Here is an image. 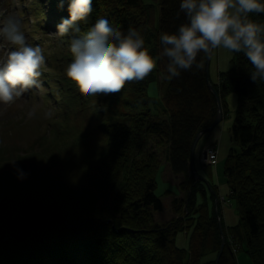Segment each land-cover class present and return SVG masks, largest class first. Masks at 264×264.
<instances>
[{
    "label": "trees",
    "instance_id": "obj_1",
    "mask_svg": "<svg viewBox=\"0 0 264 264\" xmlns=\"http://www.w3.org/2000/svg\"><path fill=\"white\" fill-rule=\"evenodd\" d=\"M36 1L42 29L56 31L51 71L41 75L53 117L43 120L52 133L29 145L26 154L37 160L27 167L28 156L0 143V264H203L202 257L219 252L218 223L225 243L217 264H237L240 250L251 264H264V81L251 80L254 69L244 53H234L231 68L213 84L223 109L230 92L237 104L222 175L239 222L225 228L219 203L216 211L212 207L217 187L207 190L188 168L194 136L216 118L215 97L205 82L206 55L197 57L200 69L162 80L156 114L151 107L157 101L146 91L155 72L167 75L166 58L147 78L112 95L84 96L65 74L72 37L87 33L101 17L125 33L137 30L150 54L159 56L160 35L187 22L179 11L182 0H93L80 33L63 37L56 25L68 17V0L63 9L59 0ZM250 17L264 24V14ZM153 145L165 147L168 169L183 176L187 192L186 199L171 203L177 219L164 224L154 219L163 205L154 193L159 160L149 152ZM17 169L26 178L19 179ZM25 184H31L27 191ZM189 229L187 249L178 248L176 235Z\"/></svg>",
    "mask_w": 264,
    "mask_h": 264
},
{
    "label": "clouds",
    "instance_id": "obj_2",
    "mask_svg": "<svg viewBox=\"0 0 264 264\" xmlns=\"http://www.w3.org/2000/svg\"><path fill=\"white\" fill-rule=\"evenodd\" d=\"M92 3L93 0H68V17H61L56 25L58 34H79V23L91 15ZM63 6L64 0H59L58 8ZM179 11L187 22L174 33L160 35L163 50L155 57L137 30L130 28L125 33L114 21L97 19L87 33L72 37L73 59L65 69L66 76L84 96L112 95L127 83L147 78L160 59H167L165 79L170 80L179 78L182 71L200 69L197 57L201 53L212 55L224 49L244 53L254 69L251 80L264 81V24L250 17L253 13L264 14V0H182ZM0 39L12 46L0 61V104L8 105L39 86L45 55L41 47L27 42L22 21L15 14L3 20ZM17 171L19 179L26 178L23 171Z\"/></svg>",
    "mask_w": 264,
    "mask_h": 264
},
{
    "label": "rangeland",
    "instance_id": "obj_3",
    "mask_svg": "<svg viewBox=\"0 0 264 264\" xmlns=\"http://www.w3.org/2000/svg\"><path fill=\"white\" fill-rule=\"evenodd\" d=\"M145 1L147 2V0ZM2 3L3 7L0 5V22L2 21L3 23V20L10 14H15L18 16L22 21V29L25 33L27 42L32 46L36 45L41 47L43 49L45 59L50 56L52 53L51 44H54L56 31H42L38 29L40 28L39 26H35V24H37V20L29 12L31 10L32 0H4ZM0 43L5 44L10 50L12 49V46L6 41L0 39ZM62 50L63 47L58 50L60 54L63 53ZM4 53L5 50L0 53L1 61L5 59V57L3 59ZM233 55L234 53H229L224 49L215 50L209 61L210 65L208 74L210 83L214 82L213 84H215L219 77L218 73L226 72L231 68V59ZM48 68V65H44L42 69V76L46 74L45 72L48 70ZM162 75L163 73L160 71L155 72L156 79L150 84V86L147 87L146 91V96L157 101L155 107H151L152 112L155 114L156 110L159 109L158 103L160 102V96L162 95L164 88V85L162 84L164 82L162 80L165 79V77ZM41 79L42 77L39 78L38 87H33L32 89L24 92L13 103L8 105L0 104V143L5 148V150H8L9 152L16 151L19 156H28L29 159L25 165L26 167L30 165H36L37 160V156H30L32 153L26 154V150L28 149L29 145L37 142L40 135H44L45 137L49 138V133H52L50 130V124H45L43 120L44 118L51 120L53 117H51V113H49L50 110L44 104V97L47 94V90L43 86ZM224 102L226 104V108L223 109L222 105L220 104V112L222 115L220 123L217 124V127L213 132L204 134L203 138H201V140L195 146L196 149L193 156L194 161L192 168H194V173H196L197 177L205 182V187L207 190L210 191L208 185L217 187L216 195L220 200V217H222L223 227L229 228L238 224L239 217L234 202L227 196L228 186L225 183L226 181L225 177L222 175V171L224 167L223 164L227 157L226 155L232 146L228 131L231 127V123L235 115L234 111L237 106L236 94L230 92L224 98ZM30 112H33L34 115L30 116ZM208 149L213 151L212 160H208V157L206 156V150ZM214 151L217 152L214 153ZM149 152H154L157 156V159L159 160L154 179L156 180L154 193L157 197H159V200H161L163 205L162 211L154 214V219L157 221V223L164 224L170 219H177L174 210H172L173 208L171 203L174 199H186L187 192L186 188L184 187L185 183H183V176H174L168 169L169 166L167 160L165 159V147L163 146V148H157L153 145V149L151 148ZM82 154L83 153H79L76 158L82 156ZM202 154H204V157ZM198 156L200 157V161H203L202 164L205 165L207 162H210L211 164L205 168L202 167L199 164ZM216 156L217 161L215 162ZM14 174L19 175L16 171H14ZM31 179L37 181L34 176L30 177L29 180L31 181ZM181 183L183 184L181 185ZM32 186L35 187V185ZM30 187L31 184L30 186L29 184H25L23 190L27 191ZM208 204L210 205L209 202ZM212 207L216 211L215 202H213ZM190 233L191 229H189L187 232H179L176 235L175 244L178 248L187 249ZM215 258V254L209 253V255L202 257L201 260L203 264H205L212 260H216ZM235 258L237 264H251L249 257H247V255L242 250L235 253Z\"/></svg>",
    "mask_w": 264,
    "mask_h": 264
},
{
    "label": "water",
    "instance_id": "obj_4",
    "mask_svg": "<svg viewBox=\"0 0 264 264\" xmlns=\"http://www.w3.org/2000/svg\"><path fill=\"white\" fill-rule=\"evenodd\" d=\"M210 57L211 55H206L205 57V61H204V75H205V82H206V85L210 91V93L212 95H214L215 97V101H216V105H217V113H216V118L214 119L213 123L210 125L209 128L207 129H203L201 131H199L198 133H196V135L194 136V139L191 143V149H190V153H189V167L190 168V171L193 172V175H194V178L196 179H199L196 175V173H194V168H192L193 166V160H194V152H195V149H196V145L198 143V141L202 138L203 134H207V133H211L216 127H217V124L220 123L221 121V118H222V115H221V112H220V109H221V105H220V101H219V97L218 95L216 94L215 90H214V87L213 85L210 84L209 82V74H208V71H209V61H210ZM217 201H218V198H215V205L217 204ZM218 228H219V231H220V238H221V243H220V246H219V252L218 254L216 255V260L214 262V264H217L218 262V258L223 250V247H224V243H225V238L223 237L222 235V228L220 227V223H218Z\"/></svg>",
    "mask_w": 264,
    "mask_h": 264
},
{
    "label": "built area",
    "instance_id": "obj_5",
    "mask_svg": "<svg viewBox=\"0 0 264 264\" xmlns=\"http://www.w3.org/2000/svg\"><path fill=\"white\" fill-rule=\"evenodd\" d=\"M206 153H207V157H208V160L209 159H213V156H212V153H213V151L211 150V149H208V150H206ZM212 162V161H211ZM208 163H210V162H208Z\"/></svg>",
    "mask_w": 264,
    "mask_h": 264
}]
</instances>
